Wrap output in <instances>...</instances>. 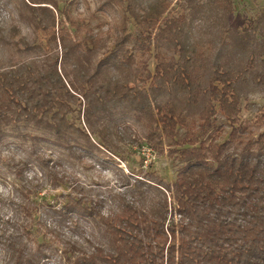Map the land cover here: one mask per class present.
<instances>
[{
    "label": "trees",
    "instance_id": "trees-1",
    "mask_svg": "<svg viewBox=\"0 0 264 264\" xmlns=\"http://www.w3.org/2000/svg\"><path fill=\"white\" fill-rule=\"evenodd\" d=\"M11 1L33 35L15 39L16 25L7 34L0 27V45L28 56L0 67V170L6 167L25 182L24 172L36 164L48 169L53 182H62L65 175L38 151L40 142L77 159L94 152L119 156L120 144L137 143L130 122L143 129L141 145L159 152L166 146L180 163L172 183L147 175V184L137 181L117 195L116 207L106 214L99 201L76 188L78 195L53 209L60 226L48 229L65 238L67 260L72 254L71 264H264V106L253 123L240 117L242 95L252 87L264 90V74L253 71L248 77L246 69L219 65L206 74L204 56L186 45L185 14L164 18L170 0H152L137 9L132 0L126 5L140 28L137 45L149 50V41L158 39L167 47L156 50L153 72L143 62L137 74L135 54L123 47L131 38L124 23L109 49L106 36L84 18L66 14L60 20L56 0ZM124 2L101 0L97 9ZM212 4L235 32L241 26L248 35L255 28L251 19L234 12L232 0ZM250 38L249 33V43ZM235 47L245 52L249 44L235 41ZM253 62L250 57L247 67ZM134 76L140 83L131 86ZM160 94L165 99L158 100ZM74 111L83 126L69 118ZM253 127L263 130L253 135ZM97 132L99 141L92 136ZM9 145L27 156L4 155ZM80 219L95 222L102 230L100 241L85 237ZM67 223L76 224L69 236L60 232ZM12 230H0L6 264H45L43 245L30 247L27 231ZM76 231L88 249L74 239Z\"/></svg>",
    "mask_w": 264,
    "mask_h": 264
},
{
    "label": "rangeland",
    "instance_id": "rangeland-1",
    "mask_svg": "<svg viewBox=\"0 0 264 264\" xmlns=\"http://www.w3.org/2000/svg\"><path fill=\"white\" fill-rule=\"evenodd\" d=\"M59 10L56 16L61 20L66 14L74 18H84L87 26L100 30L107 39L106 47L113 48V38L118 34L121 25L127 26L130 40L123 45L125 49L131 50L135 54L136 63L133 72L137 74L141 70L142 63L147 64V69L153 72L156 64L154 54L157 49H165V45L158 39L146 41L149 50H145L137 45L134 36L140 31L135 24L129 10L126 9L129 0H125L122 5L101 6L97 9L101 0H56ZM152 0H132L134 8L146 6ZM234 12L238 13L245 21L251 19L255 28L248 32L251 34L250 43L246 32L242 33V27H238V32L233 30V24H225L221 10L212 4V0H170V8L164 18L185 14L184 25L186 33V45L189 48L197 49L204 56L208 74L215 65L232 70H247V76L251 77L253 71L264 74V0H232ZM15 2L11 0H0V27L7 34L12 25L19 28V34L15 39L25 36L32 37L30 27L22 23L16 13ZM68 26L71 35L75 34L73 27ZM85 27V26H84ZM81 26L82 29H85ZM235 29V28H234ZM235 41H247L248 50L240 52L235 47ZM142 53V54H141ZM103 53H98L97 58L103 57ZM26 52L15 49L14 46L3 47L0 45V67H6L27 59ZM254 59L252 70L247 67L248 60ZM206 77V76H205ZM140 82L134 78L130 80V85L135 86ZM158 100L165 99V95L157 96ZM264 106V90L256 87L250 88L246 94L242 95L241 119L253 123L261 115ZM69 118L76 125H84L82 120L77 118V111L69 114ZM135 132L137 143L134 145L120 144L117 149L118 155L111 153H97L84 155L77 159L66 152L65 149L46 141L40 142L38 151L44 157L50 158L55 165V169L65 175L62 182H53L48 174V169L40 170L36 164H32L26 169L24 175L25 182H20L12 172L6 167L0 170V230L6 229L12 232L13 227L19 233H29L25 240L30 247L44 249L48 255L44 259L45 264H71L72 254H68L71 259L64 256L65 238H56L48 229L54 225L60 226L59 216L53 213L60 210L69 200V196L78 195L77 189H81V194L90 197L93 201H99L102 214H106L109 209L116 207L118 203L117 195L128 192L137 185V181H146L148 176H155L165 183H172L175 180L180 163L173 155L168 154L167 147L163 151L148 148L141 145L144 142L143 129L131 123ZM230 128L224 127L223 138L225 139ZM262 129L252 128L253 135H257ZM250 134V133H249ZM248 134V135H249ZM100 134H92L93 139L99 141ZM151 149V150H150ZM4 155L13 153L17 156H27L23 150L14 145L3 148ZM128 181V187L124 184ZM151 195L155 190H149ZM150 195V194H149ZM54 209V210H53ZM78 226L84 230L85 237L93 243L101 240L102 230L98 228L94 221L90 219H80L76 221ZM76 226L75 223H67L60 228V232L66 236ZM24 227H26L24 229ZM74 239H78L79 246L88 249V244L76 232ZM73 255L77 252L74 251ZM7 254L0 244V264H6Z\"/></svg>",
    "mask_w": 264,
    "mask_h": 264
}]
</instances>
